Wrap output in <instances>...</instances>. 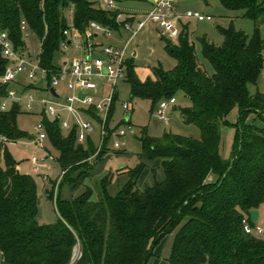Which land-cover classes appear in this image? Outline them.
Wrapping results in <instances>:
<instances>
[{
	"label": "trees",
	"instance_id": "obj_1",
	"mask_svg": "<svg viewBox=\"0 0 264 264\" xmlns=\"http://www.w3.org/2000/svg\"><path fill=\"white\" fill-rule=\"evenodd\" d=\"M220 1L228 9L243 10L255 28L252 35L233 26L220 28L222 45L204 37L202 52L211 71L199 61L187 26L176 40L160 36L176 60L173 69L156 67L153 78L141 80L128 62L132 95L158 104L182 92L189 105L180 109L181 117L199 128L200 138L172 132L144 136L140 163L120 168L128 178L113 194L116 175H105L97 189L85 184L95 142L90 138L83 146L74 130L65 137L58 120L43 113L47 138L64 171L59 185L66 179L74 195L64 198L57 189L52 196L59 220L41 224L37 183L20 172L6 150L7 164L0 163V264H69L76 247L82 253L77 264H149L163 237L183 220L167 264H264V233L246 232L243 222L256 226L249 213L264 202V94L249 88L258 83L264 60V0ZM116 16L117 10L90 0H0V24L16 49L26 48L21 28L25 20L40 39V64L50 69L57 66L63 30L71 23L81 32L92 20L119 29ZM6 65L0 49V74ZM6 97L7 86L1 85L0 135L6 140L0 146L5 148L7 142L26 136L18 127L19 108L1 107ZM235 108L238 120L231 123L228 115ZM252 111L260 121L246 124L244 118ZM223 125L236 129L231 159L220 150ZM109 141L105 139L98 156L109 150ZM149 162L158 166L149 167ZM147 168L153 182L141 188L138 181Z\"/></svg>",
	"mask_w": 264,
	"mask_h": 264
},
{
	"label": "rangeland",
	"instance_id": "obj_2",
	"mask_svg": "<svg viewBox=\"0 0 264 264\" xmlns=\"http://www.w3.org/2000/svg\"><path fill=\"white\" fill-rule=\"evenodd\" d=\"M95 5H102L104 0H90ZM119 8L126 14L130 12L137 13L139 19H144L146 13L150 8V4L146 0H117ZM197 11L203 14H210L213 17L211 21H198L194 18H183L181 30L183 26H187L189 31L190 40L194 42L198 59L203 63L210 71L212 70L211 64L205 59L202 52L201 40L206 39L215 44L222 45L224 37L220 31V28L235 27L237 30L244 31L249 35H252L255 28V22L244 16L243 10H231L226 8L220 0H197L193 3H188L187 0H177V12L181 15H185L187 11ZM122 25L118 23V28ZM136 28V25H134ZM111 29V35L109 37L104 36L102 33H98L100 41L104 44L124 45L127 41V63L126 70L128 71V62L133 64L137 76L141 80L154 77V69L156 67H162L164 70L173 69L176 65V60L169 55L165 49L163 40L160 35H163L162 29L153 21H148L145 27L139 30L134 36L132 32L126 29ZM165 36V35H164ZM27 46V54L30 52L33 60L36 62L41 54V42L36 34L31 33L30 36L25 38ZM81 49L77 47L76 41L68 48H62V51L58 52L55 57V63L59 64L63 56V62L71 61L75 56L81 54ZM19 80L24 83L28 88L23 94H19L21 97L8 98L4 100L7 102V109L19 108L17 116L18 127L23 131L26 136L18 139L15 142H7L6 147L0 146V163L2 166H6L7 162L4 157V152L7 150L14 161L17 164V168L24 174L31 175L38 186L39 195V216L38 220L41 224L56 223L59 220V215L55 207V202L52 194L58 193L62 197H70L74 195L71 191V183L66 179H63L59 185V180L62 175L63 169L58 160V151L51 145L50 140L47 138L42 142H37L38 130L35 125L43 120V109L45 105L40 102V97L44 95V92L38 88H35V82L27 80L24 73L19 77ZM101 86L105 89V94H109V85L102 80ZM12 87L20 90L16 84H12ZM251 93H257L258 89L264 91V83L261 78L258 83L249 85ZM58 91L62 95H68L70 90L67 88V84L62 81L57 87ZM29 94H33L36 98L34 102L35 109L29 110L27 108L26 97ZM47 95V93H46ZM177 102L171 104L166 111V116L170 118V121H165L158 116L159 104H154L150 98L132 95V87L130 81L125 78L120 80L117 87V96L115 99V111L113 115L112 127L120 126L126 130L131 126L133 133L128 132L125 136V144L119 148L114 146L113 141L109 142V150L105 151L103 155L98 156L96 154L91 160L88 159V169L90 170V176L85 179V184L97 189V184L105 175H116L114 183L110 188V191L114 194L128 178L127 174L123 171L122 167L126 169L135 168L140 163V154L142 153V138L148 136L151 138L162 137L167 132L180 134L183 136H189L192 138H200V130L195 124H189L183 121L180 113V109L189 105V101L185 95L181 92L177 96ZM101 100L100 98L96 101ZM129 102L133 105L129 113L127 114L123 108L122 103ZM238 108H235L229 115L228 120L231 123H236L239 116ZM127 115H130L131 119L127 122L124 120ZM260 121L258 113L252 111L248 113L244 122L246 124H254ZM62 133L65 137L70 136V130L62 129ZM97 133L95 131L93 137L97 140ZM221 153L226 159H231L234 152V144L236 137V129L232 125H223L221 127ZM29 136H33L30 139ZM97 142V141H96ZM83 146H87L84 142ZM37 156L39 162L34 165L31 162V158ZM149 167H157L158 162H149ZM76 175V174H74ZM163 173L158 170V178H161ZM211 176L210 179H213ZM153 182L152 171L146 169L144 174L138 181V185L143 188L147 184ZM59 187V188H58ZM85 190V186L81 187L77 193ZM54 195V196H55ZM97 193L94 194V199L97 198ZM260 217L256 222V226L264 229V202L259 207ZM184 221V220H183ZM181 221L178 225L168 232L155 249V255L151 257L149 264H167L168 258L172 251V245L175 234L182 224ZM1 258V252H0Z\"/></svg>",
	"mask_w": 264,
	"mask_h": 264
},
{
	"label": "built area",
	"instance_id": "obj_3",
	"mask_svg": "<svg viewBox=\"0 0 264 264\" xmlns=\"http://www.w3.org/2000/svg\"><path fill=\"white\" fill-rule=\"evenodd\" d=\"M152 7L146 13L144 19H139L134 13H125L118 10L116 0H104L101 5L108 10H117V22L121 28L129 30L134 36L139 30L143 29L148 21H153L163 31V35L176 40L180 36L181 23L183 18H194L198 21H211L213 17L210 14H203L197 11H187L185 15L177 12V0H150ZM136 25V28H134ZM21 28L24 39L30 36L31 32L27 22L22 20ZM111 27L106 26L96 20L89 22L86 30L81 32L74 23L63 30L64 40L61 42L62 48H68L76 41L77 47L81 49V54L75 56L71 61L63 62V56L59 64L54 69L43 67L39 60H33L31 53L27 54V46L24 49H16L9 32L2 28L0 24V49L3 57L7 59V65L2 74H0V86H7V97L17 98L28 88L19 80L22 73L27 80L35 82V88L42 89L47 96H41L40 102L45 105L43 113L51 118L57 119L61 129L74 130L78 143H83L92 139L96 144V152L89 157L91 160L98 154L105 145V139L109 137L114 146L119 148L125 144L124 138L128 132L133 133L131 126L128 130L117 126L112 127L113 117L110 118V112L117 94V87L120 80L127 78V49L129 42L124 45L104 44L100 41L98 33L109 37ZM260 78L264 83V60L261 68ZM98 79L105 80L109 85V94L104 95L101 100L96 101L100 84ZM64 81L70 90L68 95L61 96L57 87ZM16 84L20 90L12 87ZM56 91V95L51 89ZM84 94L83 97L80 94ZM264 94V91H263ZM20 97V96H19ZM21 98V97H20ZM27 108L34 110L36 98L33 94L27 97ZM176 97L162 100L158 108V116L170 121L166 116V111L171 104L176 103ZM1 107L7 109V102L3 100ZM133 105L129 102H123L122 108L128 114ZM130 115L124 120L129 121ZM38 130L37 143L47 139L45 124L40 121L35 125ZM98 131L97 142L93 135ZM6 139L0 135V143ZM109 141V142H110ZM31 162L36 165L39 162L37 156L31 158ZM64 171L60 177H63ZM59 180V182H60ZM245 231L262 235L264 229L259 226H252L247 219L243 220ZM82 253L79 247L74 249V253L69 264H77Z\"/></svg>",
	"mask_w": 264,
	"mask_h": 264
},
{
	"label": "crops",
	"instance_id": "obj_4",
	"mask_svg": "<svg viewBox=\"0 0 264 264\" xmlns=\"http://www.w3.org/2000/svg\"><path fill=\"white\" fill-rule=\"evenodd\" d=\"M147 1V3H149L150 4V8H149V10L151 9V7H152V2L150 1V0H146ZM116 2H117V6H118V10H121L120 8H119V3H118V1L116 0ZM148 10V11H149ZM122 11V10H121ZM124 12V11H123ZM130 13H132V12H130ZM134 13V12H133ZM134 14H136L137 15V13H134ZM181 25H183L182 23H181ZM121 28V27H120ZM122 29V28H121ZM161 36V35H160ZM164 36V35H163ZM98 82H99V84H100V87H99V92H98V94H97V98L99 99H101L104 95H105V89H104V87L103 86H101V82H102V79H98ZM41 91H43L42 89H40ZM60 94H61V96L62 97H64L65 95H62V93L61 92H59ZM46 95V93L44 92V96ZM47 96V95H46ZM116 96H117V94H116ZM115 96V97H116ZM43 113V112H42ZM97 137H98V135H97ZM96 137V138H97ZM36 144H38L37 142H36ZM259 213H260V211H259ZM259 217H260V214H259ZM259 219V218H258ZM157 248V247H156ZM155 252H156V250H155Z\"/></svg>",
	"mask_w": 264,
	"mask_h": 264
},
{
	"label": "water",
	"instance_id": "obj_5",
	"mask_svg": "<svg viewBox=\"0 0 264 264\" xmlns=\"http://www.w3.org/2000/svg\"><path fill=\"white\" fill-rule=\"evenodd\" d=\"M197 0H187V2L188 3H193V2H196ZM187 34V32H185V35ZM51 92L54 94V95H56V91L52 88L51 89ZM80 96L81 97H83L84 96V94H80ZM128 118H129V116H128ZM29 138L30 139H33L34 137L33 136H29ZM250 218H251V221L253 222V223H256L257 222V220H258V218H259V210L258 209H255V210H251L250 211Z\"/></svg>",
	"mask_w": 264,
	"mask_h": 264
}]
</instances>
